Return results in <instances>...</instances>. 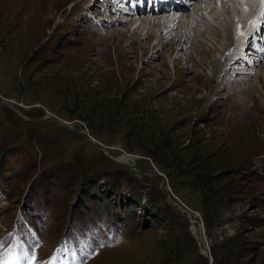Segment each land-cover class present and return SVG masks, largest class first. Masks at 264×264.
I'll list each match as a JSON object with an SVG mask.
<instances>
[{
  "label": "rangeland",
  "instance_id": "1",
  "mask_svg": "<svg viewBox=\"0 0 264 264\" xmlns=\"http://www.w3.org/2000/svg\"><path fill=\"white\" fill-rule=\"evenodd\" d=\"M72 1L0 0V99L29 118L84 127L111 156L162 173L169 196L160 177H139L81 135L0 104L4 238L16 223L25 235L26 216L46 219L28 232L46 261L71 222L86 228L69 243L90 264H264V24L246 40L253 23L241 14L240 46L222 27L235 17L230 0H186L192 21L168 32L143 23L180 14L165 4L133 15L113 0ZM90 227L104 241L91 257Z\"/></svg>",
  "mask_w": 264,
  "mask_h": 264
},
{
  "label": "bare ground",
  "instance_id": "2",
  "mask_svg": "<svg viewBox=\"0 0 264 264\" xmlns=\"http://www.w3.org/2000/svg\"><path fill=\"white\" fill-rule=\"evenodd\" d=\"M231 2H233V3H235V5H234V7L233 6H230V11H232V14H233V16H235L234 17V20H232L231 21V23H228V20H227V24L226 25H223L222 27H226L227 26V30H228V39L230 40V41H232V38L235 36L236 37V40L238 39L239 41H244V36H242V31H241V28H242V26H241V24H240V22H237V20H238V18H239V16L242 14V16L244 15L243 14V12L244 13H246L245 11L246 10H249L253 5H255L256 3V5H261V3H260V0H230ZM164 5V4H163ZM163 5L160 7V6H158L157 5V8L160 10V9H162L163 8ZM166 5V4H165ZM255 5V6H256ZM261 8L263 7L262 5L260 6ZM156 8V9H157ZM155 9V10H156ZM188 9V8H187ZM167 10V8L165 9V10H163V12L164 11H166ZM150 11H154L153 9H149V12ZM191 11V10H190ZM176 12H180V14H178V16L176 17L175 16V19H173V17L171 16V17H169L168 19H166L165 17L164 18H162V19H157L156 18V21L155 22H157V24L156 23H153L154 22V19L153 20H151L149 17L148 18H146L145 19V21L143 22L145 25L146 24H150V22H152V27H156L157 26V28L158 29H161V32H168V30H171L172 31V29H173V27L174 28H176L177 26H178V23H179V21H176V19H180V18H182V19H184V20H186V19H189L190 21H192V19H191V17H190V15L189 14H185L184 13V10L183 9H181L180 7H179V9H176V11H175V13ZM192 12V11H191ZM151 14H152V12H151ZM195 17H199V15L198 14H196L195 15ZM258 22V20H256V23ZM141 23V22H140ZM139 23V24H140ZM188 23V22H187ZM142 25V24H141ZM230 25V26H229ZM153 28V29H154ZM223 29V32H225V30H224V28H222ZM231 29V30H230ZM256 29V28H255ZM183 30V29H182ZM193 33V32H192ZM256 33V32H255ZM185 34V33H184ZM149 35V34H148ZM156 35V34H155ZM234 35V36H233ZM181 36V35H180ZM193 37V36H192ZM246 37V36H245ZM228 39H227V42H228ZM185 45H187V41H184L183 42V47L185 46ZM225 62V61H224ZM128 161V160H127ZM191 224H193V221L191 222ZM192 232L194 233V235H196L197 236V239L198 238H201V236H200V233L201 232H199V228L197 227V226H192ZM203 234V233H202ZM196 239V240H197ZM197 242H199V240L197 241ZM201 242L203 243V245L206 247L207 246V244H206V242H205V240L203 239V241L201 240ZM207 248H208V246H207ZM206 251V250H205ZM209 254H210V251H209ZM98 259V258H97ZM89 262V261H88ZM87 262V263H88ZM21 263H23V262H21ZM20 263V264H21ZM11 264H19V262L18 261H15V260H13L12 262H11ZM88 264H90V263H88Z\"/></svg>",
  "mask_w": 264,
  "mask_h": 264
},
{
  "label": "water",
  "instance_id": "3",
  "mask_svg": "<svg viewBox=\"0 0 264 264\" xmlns=\"http://www.w3.org/2000/svg\"><path fill=\"white\" fill-rule=\"evenodd\" d=\"M0 104L9 107L11 110H13L16 113L21 114L25 119H33V120H39V121L52 122V123H54L57 126L64 127L66 129L74 132L75 134L82 135L86 140L91 142L96 148H98L99 150L103 151L106 155H108L109 157L113 158L119 164L134 170V172L138 176H152V175H154V176L160 177V179H161L160 189L162 190V192L164 194L169 196L168 195V191L165 188V177L163 176L162 173H160L157 169H152L149 172H142V170H140V168L136 165L134 160L130 159L129 161H121V160H118L116 157L111 156L106 147L98 146V144L95 142L93 137L87 132V130L85 128H82L80 126L79 127H74L71 123H69V122H67V121H65V120H63V119H61V118H59V117H57V116H55L54 114H51V113H46L42 117L29 118L28 116L24 115L19 110V108L15 105V103L11 99L1 98L0 99ZM184 212H186L187 216H190V214L187 211H184ZM191 222H190V224H191ZM194 236L197 238L196 235H194ZM198 240H199V242H197V243H198V246H199L200 253L204 254V255H209V249L207 248V246L205 247L203 245V243L201 242L202 239L198 238L197 241Z\"/></svg>",
  "mask_w": 264,
  "mask_h": 264
},
{
  "label": "snow or ice",
  "instance_id": "4",
  "mask_svg": "<svg viewBox=\"0 0 264 264\" xmlns=\"http://www.w3.org/2000/svg\"><path fill=\"white\" fill-rule=\"evenodd\" d=\"M260 3L262 6H264V0H260ZM262 15H264V12L261 13ZM99 246H103V245H99ZM35 247V246H34ZM34 247L29 248L27 252L24 253V260L26 261V264H37V257H36V253L34 250ZM57 251H61L60 249H57ZM97 253L95 251H92L89 254V257L96 255ZM4 255V250H3V245L2 243H0V264H9V262L3 258ZM47 264H57V257H53L52 259H50Z\"/></svg>",
  "mask_w": 264,
  "mask_h": 264
},
{
  "label": "trees",
  "instance_id": "5",
  "mask_svg": "<svg viewBox=\"0 0 264 264\" xmlns=\"http://www.w3.org/2000/svg\"><path fill=\"white\" fill-rule=\"evenodd\" d=\"M202 257H204L203 255H201Z\"/></svg>",
  "mask_w": 264,
  "mask_h": 264
}]
</instances>
